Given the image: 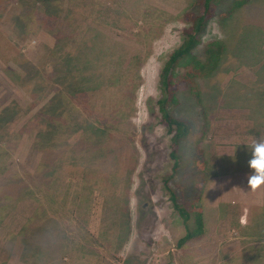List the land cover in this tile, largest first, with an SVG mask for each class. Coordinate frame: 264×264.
Here are the masks:
<instances>
[{
    "label": "rangeland",
    "instance_id": "obj_1",
    "mask_svg": "<svg viewBox=\"0 0 264 264\" xmlns=\"http://www.w3.org/2000/svg\"><path fill=\"white\" fill-rule=\"evenodd\" d=\"M232 2L197 51L222 41L218 70L178 92L192 129L174 173L160 74L197 0H0L2 163L29 186L0 221V264H264V186L261 207L225 201L264 138V0L223 17ZM167 187L203 212L181 248Z\"/></svg>",
    "mask_w": 264,
    "mask_h": 264
},
{
    "label": "trees",
    "instance_id": "obj_2",
    "mask_svg": "<svg viewBox=\"0 0 264 264\" xmlns=\"http://www.w3.org/2000/svg\"><path fill=\"white\" fill-rule=\"evenodd\" d=\"M43 1L50 2L55 0ZM223 1L225 0H197L198 13L187 10L182 14L181 17L185 23V27L182 30V43L170 54L161 69V98L158 101L161 113L160 124L166 127L171 135L173 134L171 158L175 162L174 173L179 168L180 156L178 148L180 143L190 135L192 129L190 123L173 115L175 108L180 104L178 92L182 86H185L192 94L199 97L198 81L210 77L218 70L221 64L226 50L222 41L213 40L207 42L202 56H199L197 51L203 44L202 36L206 32L209 22L216 16L219 7L223 5ZM246 4L247 0H233L222 16L228 17L242 9ZM76 87L79 88L78 84ZM198 99L200 102V98ZM2 104L0 102V105ZM1 115L2 113L0 117ZM5 155L8 158L10 157L8 151L0 147V221H3L8 216L11 205L22 201L27 190H29L27 180L24 179V176L21 177L19 171L11 168L10 165L2 163L5 160ZM204 165V163H200V167ZM169 179L165 180V184L168 183ZM167 190L170 193V199L175 211L185 225V235L178 241V247L181 248L203 235L205 229L203 212L201 207L194 205V203L191 208H187L186 203L188 200H186L183 190L180 200L169 187H167ZM31 220L28 225L26 224L27 227L25 226L23 231L19 233L21 236L27 237L28 230L32 224Z\"/></svg>",
    "mask_w": 264,
    "mask_h": 264
},
{
    "label": "clouds",
    "instance_id": "obj_3",
    "mask_svg": "<svg viewBox=\"0 0 264 264\" xmlns=\"http://www.w3.org/2000/svg\"><path fill=\"white\" fill-rule=\"evenodd\" d=\"M251 149V159L248 162L252 170L248 176V187L256 191L264 186V138H260L249 145Z\"/></svg>",
    "mask_w": 264,
    "mask_h": 264
},
{
    "label": "crops",
    "instance_id": "obj_4",
    "mask_svg": "<svg viewBox=\"0 0 264 264\" xmlns=\"http://www.w3.org/2000/svg\"><path fill=\"white\" fill-rule=\"evenodd\" d=\"M235 184L236 183L232 184V186L235 187L236 186ZM228 188H231V184L228 186ZM228 190H227L228 198L225 197L226 203H229L232 201L235 205H238L239 207H241L242 212H243V209L248 208L249 205H253L254 207H261L263 204V200L262 198H260L261 193L263 191L262 188L256 191H252L250 190L249 187H246V185H244L241 189H236V192L234 191L235 189L234 190L228 189ZM259 193L260 195H258ZM236 197L238 199H235ZM255 197H258V198H255ZM248 202L250 204H246Z\"/></svg>",
    "mask_w": 264,
    "mask_h": 264
}]
</instances>
